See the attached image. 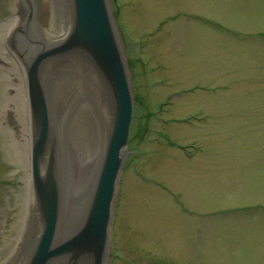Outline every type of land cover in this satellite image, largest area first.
<instances>
[{"label": "rangeland", "instance_id": "obj_1", "mask_svg": "<svg viewBox=\"0 0 264 264\" xmlns=\"http://www.w3.org/2000/svg\"><path fill=\"white\" fill-rule=\"evenodd\" d=\"M108 3L133 117L107 264H264V0ZM70 16L69 0H0V28L18 21L8 55L18 57L26 22L29 45L50 47ZM8 74L19 83L0 59V114ZM55 82L68 81L48 77L49 105L61 91ZM8 131L22 139L13 107L0 116V264L16 263L22 250L25 176L35 193L31 158L29 170L15 163ZM61 166L66 212L88 193L71 155Z\"/></svg>", "mask_w": 264, "mask_h": 264}, {"label": "water", "instance_id": "obj_2", "mask_svg": "<svg viewBox=\"0 0 264 264\" xmlns=\"http://www.w3.org/2000/svg\"><path fill=\"white\" fill-rule=\"evenodd\" d=\"M69 2L68 33L61 43L46 47L35 41L39 46L32 48L29 45L33 42L30 38L32 21L18 30L25 35V40L17 38V44L23 43L30 58L26 85L34 133L31 171L38 211L44 225L29 264H56L59 260L65 264H107L113 206L133 117L127 64L108 0ZM60 67L63 77L77 76L90 103L100 110L108 109L112 126L103 162L83 202V216L79 218L78 226L72 229V235L54 247L62 211L60 153L45 83L48 77L61 72Z\"/></svg>", "mask_w": 264, "mask_h": 264}, {"label": "bare ground", "instance_id": "obj_3", "mask_svg": "<svg viewBox=\"0 0 264 264\" xmlns=\"http://www.w3.org/2000/svg\"><path fill=\"white\" fill-rule=\"evenodd\" d=\"M17 24L18 21L15 20L0 28V59L7 63L10 73L17 75L19 80V83H17V80L13 79L9 74L1 77L6 87L0 116L8 112L11 107L16 111L17 121L21 123L22 139H16L13 132L8 131L10 136L9 151L17 165L29 170L34 134L26 85V68L30 58H28L29 53L22 46V42L17 44L18 57L16 59L8 55L10 50L7 46V39L11 38L12 41V37L16 34L17 29L15 28ZM62 28L63 30L59 33L50 34L51 41H53L52 45L64 41L68 29L67 27ZM61 68L59 71H61ZM51 71L53 72V70ZM58 75L62 78L63 71L59 72ZM66 78L67 75L63 77V79ZM72 79V77L67 78L68 82L65 84V88L60 86L59 82H55L58 85L57 89L61 91L59 92L60 94L54 92L55 94L52 95L55 98L50 103V109L52 122L58 136L60 184H62L63 176L66 175V171L64 172L61 166V156L63 160L64 157L67 158V156L71 155L74 163H78L83 172L85 171L84 198L96 180L97 172L103 162L111 132L112 116L108 109L103 108V110H100L97 105L90 103L82 90V85L76 89V83L75 81L73 83ZM11 91L13 93L9 94ZM81 200L83 199L81 198ZM81 202L75 209H70L66 212L61 211L57 230L58 243L67 240L73 233L72 229L78 226V220L83 216L85 208V205ZM21 205L23 208L21 223L24 227H22L18 239L22 250L19 252L17 262L15 261L16 263L12 264L30 263L44 231L36 195L29 175L24 177ZM56 264H65V262L59 260Z\"/></svg>", "mask_w": 264, "mask_h": 264}]
</instances>
